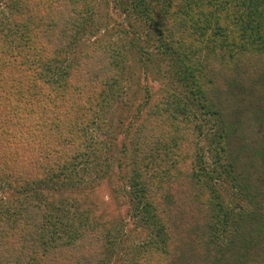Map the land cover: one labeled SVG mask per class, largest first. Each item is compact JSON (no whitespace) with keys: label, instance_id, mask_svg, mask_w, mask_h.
<instances>
[{"label":"trees","instance_id":"16d2710c","mask_svg":"<svg viewBox=\"0 0 264 264\" xmlns=\"http://www.w3.org/2000/svg\"><path fill=\"white\" fill-rule=\"evenodd\" d=\"M90 2L0 0V264H59L70 251L77 264H110L125 245L123 229L90 215L88 197H77L78 173L95 170L105 149L89 127L104 126L133 51L107 52L111 62L103 58L96 87L91 77L94 89L70 81L64 63L90 30ZM115 6L147 28L152 50L135 46L140 65L159 57L171 80L146 118H135L136 138L117 165L128 173L116 198L127 189L145 235L125 245L128 264H264V0ZM51 91L58 101H49ZM197 210L202 217L189 222L195 236L200 225V238L177 245ZM96 235L102 254L82 259L84 242L91 246Z\"/></svg>","mask_w":264,"mask_h":264},{"label":"rangeland","instance_id":"374dc122","mask_svg":"<svg viewBox=\"0 0 264 264\" xmlns=\"http://www.w3.org/2000/svg\"><path fill=\"white\" fill-rule=\"evenodd\" d=\"M117 1L126 4V2L130 0H91L90 4L93 16L91 18L90 30L77 42V44H73L69 54H67L68 58L66 59V63L64 64L70 70L68 75V77L70 76V81H76L75 83H78V80H80L82 84L86 82L89 87L91 86V77L95 76L93 83L96 87L98 84L96 81H98L100 77V68L103 65V58L106 61L109 59L106 53L115 46L127 47L128 49L133 48V51L129 52L127 58L128 65L122 79L123 87L121 89V94L118 96L119 99L116 98L117 101L115 100L113 102V106L108 111V114L104 116V126L100 128L97 127V125L91 128L89 127V135L91 136L93 133L96 140L104 143L99 144L105 147V149L102 152L100 164L98 166L95 165V170L93 169L91 172L80 171L78 173L82 176V185L80 188L81 194L77 196L82 200L88 197L90 215L97 216L107 221L109 224L108 227L113 225L116 226L115 229L117 230L118 228L123 229V240H125V245H127L128 249V245L130 246V244L143 241L145 235L143 228L134 223L135 218L132 215L131 203L125 192L127 189L123 191L124 194L121 199L116 198L118 191H120L125 184L122 177L128 173L126 169L123 172L117 165L118 162L121 161V158L126 157V150L127 153L130 151V139L136 138V133L131 132L134 127L133 122L135 118H139V120H141L142 117L146 118L147 115L145 114L149 107L166 96V91L170 89L171 80L167 75L161 74V70L164 71L166 66L157 63L159 57H153L151 61H144V65H140L134 53L136 50L135 46H145V49L149 48V50H152V40L148 42L149 45H145V41L147 40L145 35L147 28L137 19L132 17L129 19L126 18L125 11L115 6ZM60 13L64 14V10H60ZM68 14V11H66L65 16ZM123 32H126V34L124 35ZM131 41L134 42L133 47L130 45ZM73 57H76V61L72 60ZM72 62H75V64L73 65ZM110 62L111 60L108 61V64H110ZM158 66L161 68L160 71ZM91 87L93 89L95 88L93 86ZM73 93L76 94V92ZM49 94V101L52 99L58 101L55 92L51 91ZM71 95L72 93H68V96L64 97L59 105L66 108L71 101L69 100ZM122 105L124 107H122ZM46 107H48L49 113H51L50 105L47 104ZM28 108H30V106ZM118 124L120 128L117 127ZM93 127L94 129H92ZM89 138L90 137H87V140L84 142L82 146L83 150L86 145H90ZM164 139L169 140L168 137L163 138L161 143H164ZM189 139L183 142V144L185 145L189 141L192 143L193 137ZM137 141L138 140H135V142ZM202 143L204 144V141ZM106 148L108 150H106ZM109 164H112V171L108 175L100 177ZM91 165L92 164H87L86 167L89 168ZM83 167L86 170L85 165H83ZM80 168H82V165L79 166V169ZM216 184L218 189H220L222 198L230 203L228 198L231 191L228 186L221 183L220 180L217 181ZM114 188L115 191H113ZM201 217L202 213L198 211V213L192 216L190 214V216L184 220L185 230L183 227L181 230L184 231L185 235L177 245L181 244L186 248L192 240L196 242L200 238V225H196L199 231L195 236L193 225L189 221L196 218L195 220H191L195 222ZM90 237L91 235L89 238ZM90 241H93L91 246L89 245L88 239V242L85 241L83 248L80 250L82 254L81 258L84 260H87L91 253L101 255L103 251V243L98 235H96L94 239H90ZM125 245H123V249H119L120 252L117 256L119 258L112 261L110 264H128L126 257H128L130 250H125ZM184 251H186V249H184ZM70 254L71 255L68 257H65L68 259L64 258L65 260H60L57 263L77 264L76 261L79 260L78 254H72V251H70ZM198 261H200V257ZM158 264H163V262Z\"/></svg>","mask_w":264,"mask_h":264}]
</instances>
